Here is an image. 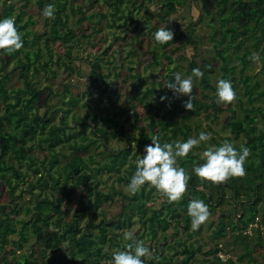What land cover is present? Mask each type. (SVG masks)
<instances>
[{"label": "rangeland", "instance_id": "rangeland-1", "mask_svg": "<svg viewBox=\"0 0 264 264\" xmlns=\"http://www.w3.org/2000/svg\"><path fill=\"white\" fill-rule=\"evenodd\" d=\"M108 1L110 0H74V7L77 8L75 12L71 9V3L68 2L65 14H68L69 18L65 20L66 16L63 15L66 23V28H63V30L67 31L71 28L76 36L68 38L67 41L51 42L52 51L55 52L54 58L56 59L58 55L61 57L59 64H51V67L57 69L55 76L49 69L47 71L41 69L36 76L31 77L38 89L47 86L52 87L53 92L46 90L40 96L38 102L40 113L52 112L57 109V106L70 108L72 110L68 113L56 110L53 115L54 120L59 123L60 118L64 115L70 125L68 131L77 132L80 128H75L77 123H74V121H79L78 118H80L81 121L79 122L84 125V128L81 129L82 132L96 140L93 146L86 153H83L87 164L83 171L91 173V179L78 182L79 174L73 177L68 185H65L66 170L64 169L61 171V179L55 188L50 174L51 172L55 173L57 170L60 171L61 166L67 160L61 158L60 162L51 168V172H48L50 171L48 169L49 162L46 159L49 151L35 147L32 153L37 160V164L42 165L40 167L44 174L43 177L48 180V184L43 187V182L40 184L37 181L39 175L34 174L33 184L36 183L35 187H32L31 181L21 180L12 195L9 191L10 186L3 179H0V206L3 204L9 205L5 212L16 219L15 225L20 230L22 222L18 221L19 219L29 222L38 216L39 212L33 210L27 212V207L35 208L38 201L43 203L41 223L46 224L54 214L52 209L44 203V199L53 200L59 196L64 197L62 214L64 220L68 221L76 210L80 211L82 209L80 197H84L88 201L94 199L100 193L102 199L100 207L89 208L82 217L79 226L82 231L92 232L91 234L95 235L99 232V229L94 228V225L104 221L108 231V240L104 248L110 255L113 251L126 247L127 240L124 239L123 233L125 230H131L137 239L144 240L152 250V256L145 258V264L153 257V252L159 256L171 257L177 262L178 259L184 257L181 251H177L185 245H194L197 250V257L187 264H214L209 260L212 259L213 255L206 256L201 253V250H208L215 244H219V247L223 248L221 253L223 260L232 258L237 264H253L250 257L243 260L238 259L247 251L252 250V256L255 258L253 262L264 264V224L262 225L260 220L263 217L262 210L258 214L256 223L248 230L244 231L242 225L237 223V218L242 214V205L249 199L254 200L257 193L255 190L249 191L246 189L247 185L244 179H236L237 184L243 185L241 196L237 198L234 190L227 187L224 192L225 200L220 204L216 203L218 196L215 195L214 204L217 209H210L211 215L208 220L198 230H193L191 221L189 228L186 227V216L177 210L176 202L170 203L166 196L154 191L151 198L146 200L145 209L138 210L137 207L127 205L128 200L124 195L135 196L125 191L128 182L121 181L117 172L106 170L96 172L94 170L97 165H103L110 160L109 155L111 152L127 147L129 140H132L130 142L132 153L129 156V163L125 165V168L129 171L127 173L123 171L124 176L130 179L135 171V167H132V165H136L135 161L140 154H143L145 147V145L142 148L137 147L139 127L142 125L147 128L149 134L158 133L162 140L164 139V133H168L171 141H183L190 136H198L202 130L211 132L213 135L210 141L202 142L200 145L195 146L192 151L199 156L184 166L192 174L194 173L192 171L194 166L203 162L204 149L211 144H220L225 139L234 142L238 148L240 145L247 146L253 143L254 138L247 137L244 133L236 138L228 123L239 119L246 124L248 122L245 117L246 109L255 107L260 108V110L252 111V115L256 118L252 125L257 126L258 129L264 127V96L251 102L246 92L247 89H251L253 97H255L259 96V93L264 90V0H244V4L234 3V6L237 7L234 13L242 12V20L237 23L236 28V31L240 33L233 39L232 45H228L227 40L223 43V46H227L225 55L229 58V64L236 66V80H231V82L235 85L237 97L230 103H217L216 82L223 75L221 69L223 60L218 53V49L222 48V45L217 47L216 40L212 38L219 26L217 16L214 17L216 24V28H214L210 25L209 18L204 12L202 0H181L183 3L177 4L176 9L171 13L161 10L165 0H146L145 6L142 8L139 6L142 0H126L125 4L119 6L122 12L117 14H113L115 5H110ZM134 1H137L133 12L134 20L127 19L128 21H126L125 19L129 17V11L132 10ZM3 2L4 0H0V11L4 8ZM13 2L12 14L14 17L21 11H25L20 23L28 22V39L33 40L37 35H42L36 42L30 41L27 49L36 50L39 44L43 51L42 60L47 59L48 50L45 39L49 36L48 32L46 33V31H49L47 23H50L52 19L42 15L41 10L44 8L45 3L43 0H29L27 4H25L26 0H13ZM79 7L85 11L86 18L81 17ZM216 10L217 6L213 12L216 13ZM114 20L116 24H114ZM191 23L194 25L188 28ZM235 23L234 18L229 21V25ZM165 26L173 31V37H178L177 40L172 41L166 50L161 43L155 40V31ZM192 29H195L192 38L196 42L187 40V33ZM220 37L221 35H216V39ZM240 40H243V42L238 46ZM153 52H156L159 62L154 60ZM253 53L260 55L261 62L251 59ZM243 58L247 60L246 63L243 62ZM97 60L100 61L102 67L97 71V77L95 78L94 73L90 72L91 67L88 62ZM192 60L196 61L198 66L210 63L214 67L213 71L207 73L210 82L209 87H203L202 77L195 81L193 94L195 95L194 99H198L199 103L193 102L194 108L187 109L184 105L187 96L175 97L170 95L165 99L166 104H164L161 114L158 117L153 116L155 110H152L148 103L154 102L157 93L155 91L147 92V90L153 85L158 89L165 88L168 73L175 74L179 71L183 75L191 74L188 71ZM64 62L72 65L75 70L67 69ZM3 63L10 76V78L4 80L8 89L12 87L23 88L25 86L24 79L20 76L19 70L14 71L12 60L7 58L4 62L0 61V73L2 72L1 65ZM6 70L3 71L6 72ZM247 74L251 75L249 81L251 86L256 82H259L260 85L255 88H251L249 84L246 85L243 79ZM65 87H68L69 90L65 91ZM90 88L92 89L91 94L88 91ZM139 90L142 91L139 92ZM143 95H145V98L140 101ZM24 96L27 95L24 94ZM72 98H77L75 103L71 102ZM171 102L179 105V113L176 114L175 121L182 127V130H178L175 136L172 132L174 125H171L166 132L162 128L163 123L168 120L164 117V112L169 108L167 103ZM206 104L210 106L206 108ZM155 105L158 106L156 103ZM92 115H97L98 118L102 115H109L124 125L126 134L135 136L129 138L118 133L116 137H110L107 142L102 138L98 139L92 133L95 125V122L91 119ZM136 117L139 118L140 122L136 121ZM82 121H87V123ZM186 125L189 126V131L184 134L187 128ZM12 129L9 128L7 131ZM111 131L113 130L111 129ZM76 140L81 142L80 136ZM72 143L73 141L60 145L58 147L60 153L69 154L71 152L69 144ZM250 150L247 160L252 159L258 162L259 157L253 154L252 149ZM90 156L96 162L90 161ZM28 160L24 161L20 168L26 173L30 172L27 167ZM245 168V175L253 174V172L247 171L246 166ZM8 173L11 178L14 177L10 171ZM55 175L57 176L58 173ZM24 179L26 178L24 177ZM69 188H72V192L69 193V198L66 199L63 189ZM113 189L122 190L124 195H120ZM149 189L150 187L146 184V190ZM246 191L249 192L251 198L246 196ZM107 193H111L114 197L106 198ZM261 196L262 199L258 207L264 204V187L261 190ZM133 210L135 212L133 213V223L131 225L124 224L118 227L115 224L117 221L124 219L125 213L129 214ZM154 211L171 222L166 229H163L158 222H154L156 236L148 230L149 223H145L148 222ZM0 215L5 216L1 211ZM220 221L224 222L225 235H212L214 231L218 232L220 227L217 224ZM233 221L235 224H232ZM111 222H114V224H111ZM232 226L235 228L233 229ZM49 227L45 226V229L51 232ZM257 227H260V231L256 230ZM51 229L57 230L56 227ZM18 230L9 235L7 244L2 251L3 258L1 262L4 264H14L16 259H23L24 255L29 259L37 257L41 261L44 260L43 257L45 256L48 264L53 259L57 262L62 261L65 253L68 255L65 259L70 257L69 250L66 248L69 241L59 242L57 237L52 238L50 234H43L42 237L37 238V235L35 236L32 233L30 222L26 229L27 238L22 241L23 245L19 249L18 242L21 243V236ZM240 233L243 235L244 240L238 236ZM49 241H53L54 244ZM258 242H261L262 245H259ZM11 249H15V251H11ZM14 256L16 257L14 258Z\"/></svg>", "mask_w": 264, "mask_h": 264}, {"label": "trees", "instance_id": "trees-1", "mask_svg": "<svg viewBox=\"0 0 264 264\" xmlns=\"http://www.w3.org/2000/svg\"><path fill=\"white\" fill-rule=\"evenodd\" d=\"M28 1L29 0H26L25 4H27ZM43 2L45 3V5L47 3L55 4V16L54 18H51L52 21L50 23H47V25L49 26V31H46V33L48 32L49 36H47L45 42L46 48L48 50V57L45 60H42L43 51L41 45L38 44V48L36 50L27 49V46H29L30 41L36 42V40H38L42 35H37L33 40L28 39V22H25L24 24L20 23L25 11H21L16 17H14L12 14L14 7L13 0L12 2H10V0H4V8L0 11V18L8 16L14 17L16 26L21 32L22 38L24 40V46L21 49L12 53L0 54V61L4 62L7 58L12 60L14 65V71L19 70L20 76L24 79L25 82V86L23 88L12 87L11 89H8L4 80L10 78L9 71L6 70V66L4 65V63L1 65L2 72L0 73V179H3L4 182L10 186L9 191L12 195L21 180H27L29 182L31 181L30 184L32 185V187H35L36 183L33 184V180L35 178L34 174L39 175L37 181L40 184L43 182V187L48 184V180L43 177L44 174L41 169L42 165L37 164V160L35 159L32 153L35 147H39L43 150L47 149V151H49V158L47 157L46 159L47 162H49L48 169L50 171L48 172H51V168L54 165L58 164L61 158H64L63 160H67L66 163L61 166L60 171L57 170L55 173L51 172L50 174V177H52L53 180V186L55 188L57 187L56 184H58L59 180L61 179V171H63L64 169L66 170L64 177L65 185H68L70 180H72L73 177L79 174L80 177H78V182L87 181L91 179V173L83 171L84 168L87 167V164L83 157V153H86L91 148V146H93L96 140L90 138L87 134L82 132L83 130L81 129L82 127L84 128V125L83 123L79 122L81 121V119L78 118L79 121H74V123H77L75 128L80 129L77 132H72V130L68 131L70 125L64 115L60 118L61 120L59 123L56 122L53 118V115L56 110L68 113L72 109L63 108V106H57V109L53 110L52 112L48 111V113H40V106L38 104V102L40 101V96L44 92H46V90H49L50 92L53 91L52 87L50 86H47L43 89H38L34 80L31 77L36 76L41 71V69L45 71L49 69L54 76L57 74V69L51 67V64H59V60H61V57L60 55H58L56 59L54 58L55 52L52 51L50 44L51 42H56L60 40L67 41L68 38H73L76 36V33L71 28L67 29V31H64L63 28H66L65 20L69 18V15L65 14L68 2L69 4L71 3L70 5L72 11L75 12V10L77 9H75L74 7V0H43ZM145 2L146 0H142L139 6L141 8L144 7ZM202 2L204 6V12L209 18V23L214 28H216L214 17L217 16L219 26L216 28L217 31H215V34L212 36V38L216 40L217 47L222 45V48L218 49V53L221 56V59L223 60V65L221 66V69L223 70L222 78L235 81L236 66H231L229 64V58L227 55H225V50L227 46H223V43L225 42V40H227L228 45H232L233 39H235L240 33L236 31V28L237 23L242 20V12L239 11L237 13H234L237 9V7L234 6V3L238 2L240 4H244V0H202ZM108 3L110 5H115V11L113 12V14H117L119 12H122V9L119 6L125 4L126 0H110L108 1ZM180 3H183V1L165 0L163 2L161 10H164L166 13H171L176 9L177 4ZM132 5V10L129 11V17L125 19L126 21L130 19L131 21L134 20L133 12L136 8L135 5H137V1H134ZM216 6L217 10L216 13H214L213 10ZM78 10L79 12H81L82 18L87 17L85 11L81 7H79ZM63 15L66 16L65 20L63 19ZM233 18L236 20V23L234 25H229V21ZM113 22L114 24H116L115 20ZM193 25L194 24L191 23L188 28L192 27ZM230 31L232 32L230 33V35H228ZM194 32L195 29H192L187 33V40L196 42V40L192 38V34ZM217 34L221 35V37L218 39H216ZM177 39V36L173 37V40ZM173 40L162 44L165 50L172 43ZM242 42L243 40H240L238 42V46ZM153 56L154 60L156 62H159V58L156 52H153ZM243 62L246 63L247 60L243 58ZM64 63L67 69L72 71L75 70L72 65L66 62ZM88 65L91 67L90 72L94 73L96 78V73L102 67V64L100 63V61L97 60L93 62H88ZM196 67H199L204 73L201 80L203 87H209L210 82L207 73L214 70L213 65L210 63H205L198 66L197 62L192 60L189 65L188 72H191V70ZM3 70H6V72ZM173 79L174 74L172 72L168 73L167 81L165 83ZM250 79L251 75L247 74L244 77L243 82L246 83V85L249 84L251 88H255L260 85L259 82H256L254 85L251 86L249 83ZM233 87L235 89L234 84ZM68 90V87H65V91ZM168 90L170 89L166 86L165 88L158 89L154 85L147 90V92L155 91L157 93L154 102L148 103L149 107L152 108V110H155L153 116L158 117L161 114V111L164 109L163 106L164 104H166V102L165 99L162 100L161 97L165 96V94H167V97L173 95L172 90ZM88 91L91 94L92 89L90 88ZM141 91L142 90H139V92ZM246 92L249 95L251 102L255 101L261 96H264V90L259 93V96L257 95L255 97H253L251 89H247ZM24 94H26L27 96H24ZM144 98L145 95L140 98V101H143ZM76 100L77 98H72L71 102L75 103ZM193 102L199 103V100L194 99ZM155 103L158 104V106L155 105ZM167 105L169 106V108L164 112V117L168 118V120L163 123L162 128L166 132L167 130H169L171 125H174V128H172V132L173 136H175L178 130H182V127L178 125L179 123L175 121V116L179 113V105H177L175 102L167 103ZM209 106V104H206V108H208ZM257 110H260V108L253 107L252 109H246L245 117L248 120L246 124L239 119L228 123V125L231 126L232 132L234 133V136L236 138H239L241 134L244 133L247 137L254 138L255 140L253 143L247 146L252 149L254 155H257V157H259V161L255 162L251 159L246 160L245 162L247 171L251 173L253 172V174L249 176L243 175L232 177L223 183L214 184L209 181H202L197 175L193 173L191 175V179L189 181L188 189L185 193L184 199L180 202H176L177 210L180 211L181 214H185L186 216L185 224L187 228H189V223L191 221L190 216L187 214L188 201L191 198L203 199L209 205V209L216 210L217 207L214 204V196H218V201L216 203L221 204L225 200V188L229 187L234 190V193L237 198L241 196V187H243V185L237 184L236 179H244L246 181L247 190L257 191L256 198L254 200L249 199L246 203L242 205V214L239 215V217L237 218V223L242 225L244 231L248 230V228L253 227V225L256 223V220L258 219V214L262 210L263 217L260 220L261 224H264V204L261 207H258V204L262 199L261 190L264 187V127L262 129H258L257 126L252 125V123L256 121V118L252 115V111ZM234 112L236 113L235 110ZM91 119L95 122V125L92 130L93 135L98 137V139L102 138L105 142H107L110 137H116L118 133L126 135V137L129 138H133L135 136L126 134L124 125L121 124L119 120H116L113 117H110L109 115H102L100 118H98L97 115H92ZM136 121L140 122L139 118L136 117ZM84 123H87V121H85ZM186 127V132L184 134H187L189 131V126L186 125ZM9 128L13 129L11 131H7V129ZM111 129L113 131H111ZM78 136H80L81 142L76 140ZM153 136H158L161 142H165L164 140H167V142H175L171 141V137L168 135V133H164V139L162 140L158 133L149 134L147 132V128L142 125L139 127V138L137 142V147L142 148L144 145L152 143L151 137ZM71 141H73L71 145L69 144L71 152L69 154H65L62 152L60 153L58 147L60 145H63L64 143H69ZM131 141L132 140H129V144L127 145V147L121 148L115 152H111L109 155L110 160L105 162L103 165H97L94 170L96 172H100L102 170H106L109 172H117L119 176L118 178L121 181L128 182L129 178L124 176L123 171L126 173L129 171L127 168H125V165L129 163V156L132 153V147L130 146ZM197 156H199L197 155V153L191 151L187 157L179 158L178 163L184 167L186 163L191 162ZM26 160H28L27 167L28 170H30L29 173H26L25 171L20 169L24 161ZM90 161L96 162L95 159L91 156ZM132 167H136V165H132ZM8 171L12 173V175L14 176L13 178L10 177ZM57 173L58 175L56 176L55 174ZM24 177L26 179H24ZM113 190L118 192L120 195H124L123 191L120 189ZM63 191V194L65 195L66 199H68L69 193L72 192V188L63 189ZM154 191H156L155 188H150L149 190H146L145 185L139 192L135 194V196L131 197L127 194L124 196L128 200L127 205L131 207H137L138 210H143L145 209L144 204L146 203V200L151 198V195ZM246 196L251 198L248 191H246ZM108 197L113 198L114 196L111 193H107L106 198ZM63 200L64 197L62 196L56 197L53 200H43L44 203L52 209L54 214L52 219L46 224L41 223L43 219V215L41 212L43 203L38 201L35 208H31L29 206L27 207V212H31L32 210L39 212L38 216L35 219L29 221L32 227V233L35 236L37 235V238L42 237L43 234H50L52 238L57 237L59 242L69 241V244L68 246H66V248H68L69 250L70 257L65 259L66 256H68L67 253H65L64 259H62V261L57 262V260L53 259L50 261V264H109L112 255L106 252L104 248L108 240V231L105 222L101 221L100 223L94 225V228L99 229V232L95 233V235H92V232L82 231L79 226L82 217H84L85 212L89 208L100 207L102 200L101 194L98 193L94 199L88 201H86L84 197H80V201L82 202V209H80V211L76 210L72 215L71 219L68 221L64 220L62 214ZM8 206V204H3L0 206V211L5 214L4 217L0 215V264L3 263L1 262L3 258L2 251L5 248V245L7 244L9 235L15 233L18 230L15 225L16 219L10 216L8 212H5V209H7ZM134 212L135 211L133 210L129 214L125 213L124 219H122L121 221H117L115 224L118 227L124 224L127 226L131 225L133 223L132 218ZM150 217L151 218L148 219V222L146 221L145 223H149L148 230L151 231L154 236H156L154 222H158V224H160L163 229L168 228V226H170L171 224V222L166 217H161L156 211H154V214ZM18 221L22 222V227L20 230H18L21 236V243L18 242L19 249H21V246L23 245L22 241L27 238L26 229L28 227L29 222H24L22 219H19ZM112 223L114 224V222H111V224ZM232 224H235V222L233 221ZM217 225L220 228L218 232L214 231L212 235L216 234V236H224V222L220 221ZM45 226H50L49 228L51 232L49 230L46 231ZM53 227H56L57 230H52L51 228ZM232 228L234 229L235 227L232 226ZM256 230L260 231V227H257ZM238 236H240V238L244 240V237L241 233ZM49 242L54 244L53 241ZM129 242L130 241H127V244ZM258 244L262 245L261 242H258ZM11 251H15V249H11ZM180 251L184 254V257L178 259L177 262H175V260L171 257L169 258L167 256H159L157 253L153 252V257L149 259V261H147V264H187L197 257V250L194 245H185V247H183L181 250H178L177 252ZM222 251L223 248L219 247V244H215L208 250L202 249L201 253L206 256L210 254L213 255L212 259L209 260L214 264H237V262L232 258H227L226 260H223L221 254ZM15 257L16 256H14V258ZM246 257H250V261L253 264H256L253 262L255 258L252 256V250L247 251L238 259L243 260ZM43 259L44 260L42 261L37 257L29 259L26 258L24 255L23 259H16L14 264H48V261L45 259V256L43 257Z\"/></svg>", "mask_w": 264, "mask_h": 264}, {"label": "clouds", "instance_id": "clouds-1", "mask_svg": "<svg viewBox=\"0 0 264 264\" xmlns=\"http://www.w3.org/2000/svg\"><path fill=\"white\" fill-rule=\"evenodd\" d=\"M46 18H54L55 4L47 3L41 10ZM173 31L160 27L155 31V40L166 43L173 40ZM24 46L21 32L16 26L14 17L0 18V54L12 53ZM251 59L261 62L258 53H253ZM204 73L199 68H193L191 74L183 75L177 71L174 79L165 83L172 90L175 97L187 96L184 105L193 109V87L195 81L203 77ZM236 91L231 80L220 78L216 82L217 103H230L236 98ZM161 99H167V94ZM209 131H200L198 136H190L183 141L161 142L158 136L151 137L152 143L145 145L143 154H140L135 163V171L126 184L125 191L135 195L146 184L171 202H180L184 199L192 173L188 172L178 163L179 158L187 157L195 146L208 142L212 138ZM250 148L246 145L235 146L234 142L225 139L220 144H211L203 151L202 163H197L193 172L202 181L214 184L246 174L245 162L250 155ZM187 214L191 218V228L198 230L210 217L209 205L199 198H191L187 204ZM125 240L130 241L124 249L112 252L109 264H145V258L152 256V250L144 240L137 239L134 232L125 230Z\"/></svg>", "mask_w": 264, "mask_h": 264}]
</instances>
